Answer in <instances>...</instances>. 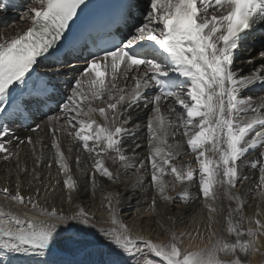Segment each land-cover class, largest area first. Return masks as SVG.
<instances>
[{
  "label": "snow or ice",
  "instance_id": "snow-or-ice-1",
  "mask_svg": "<svg viewBox=\"0 0 264 264\" xmlns=\"http://www.w3.org/2000/svg\"><path fill=\"white\" fill-rule=\"evenodd\" d=\"M13 6L0 0V13ZM82 7L86 0H30L21 14L26 30L0 38V161L14 163L0 185V264H73L62 258L79 253L98 257L90 264H116L113 253L132 264H252L264 256V96L243 95L264 90V0H146L142 9L127 0L129 30L105 33L91 46H78L80 33L71 30ZM137 11L140 22L132 23ZM249 41L258 44L256 54L238 65L237 52L242 45L250 52ZM40 59L50 66L33 75ZM79 59L83 70L60 95L57 113L47 115L59 79ZM141 107L143 124L133 116ZM36 113L46 115L51 156L41 123L30 126L35 139L9 126ZM61 135L68 153L76 152L79 176ZM23 145L30 149L24 160ZM129 171L135 176L129 190L147 203L149 227H164L167 240L134 232L120 217V192L103 191L104 181L119 186ZM250 179L257 203L246 215L250 205L238 185ZM97 191L111 227H98L96 212L79 202ZM131 199L139 214L141 199ZM193 205L202 214L191 217L193 227L177 230Z\"/></svg>",
  "mask_w": 264,
  "mask_h": 264
},
{
  "label": "bare ground",
  "instance_id": "bare-ground-1",
  "mask_svg": "<svg viewBox=\"0 0 264 264\" xmlns=\"http://www.w3.org/2000/svg\"><path fill=\"white\" fill-rule=\"evenodd\" d=\"M14 3H15V1L11 4L13 5ZM141 3H143V5L145 6L146 0H141ZM16 6L22 10V4L21 5L17 4ZM8 12L9 13L4 14V20L0 19V26L6 24V22L9 21L10 18H13L14 14L20 13V10H19V12H15V13H13V11H10V10ZM20 22L21 23H16V25L11 26V28H9L7 30H5L3 28L2 34H0V38L6 37V36H11L18 31L26 30V28L28 27V24L24 23L23 21H20ZM250 43H251V41L248 42V46ZM257 47L258 46H254V47L250 46L249 48L251 49V51L245 52L244 47L242 45L241 49L237 52L236 63L239 65L241 60H247L250 58L251 55H255L256 54L255 51H256ZM49 66H50L49 61L44 60L43 63H42V61H40V64L37 66V68L34 67L35 71H34L33 75H35V73H37L40 69H41V71H43L44 69H46ZM257 66H259V65L257 64ZM37 69H39V70H37ZM82 70H83V66H80L79 70H72V71L67 72L63 75V81H62V84H63L62 88L63 89H60L61 91H63V93H61V94H65V95L67 94L68 88H69V83L72 81L73 76H75L77 73L81 72ZM249 71H250L249 66L247 64H244L243 65L244 75H248ZM243 95L244 96H251L253 98V100H257L261 96H264V90H261L257 86L252 91L243 93ZM146 114H147V110L143 109L142 107L140 110L134 111L133 112L134 122L141 123V124L145 123L146 122ZM52 115H54V114H52ZM44 119H46V115L40 114L39 117L33 116L31 119L24 120L22 123H25V126H23L22 123L18 124V123H13L11 121H9V126L11 128V131L13 133H15L16 136L23 138L26 135H32L33 138L35 139L36 134L30 132V126H34V124H36V123L42 124V121H44ZM129 127H131V125H129ZM139 134L142 136V135H144V132L141 131ZM39 135L43 136V138H44L42 143H43V146L45 148L46 155L51 156V139H52L51 133H50L49 129L47 127H45L43 124H42V131H40ZM60 142H61L62 148L65 151V155L66 156L70 155V163H71L73 175L79 176V173L76 170V165H75V160H74V157L76 155L75 150H73V152L71 154L68 153L69 140L66 136L61 135L60 136ZM144 143L146 144V141H144ZM39 147L40 146L38 145L37 146L38 150H39ZM74 148H75V146H74ZM146 153H147L146 147H143L139 150V154L141 156L146 155ZM26 154L30 155V149L28 148L27 145H23L22 146V152H21V159L22 160L25 159ZM190 158H191L190 155L184 156V157L180 158V161H184V160H187ZM85 163L87 164L88 168L90 169L91 168V162L85 161ZM28 164H29V166H31V159L30 158L28 159ZM13 167H14V163L5 164L4 162L0 161V185H2L4 183L3 178L5 176V169L6 168H13ZM109 167H112V166L109 164ZM47 170L48 169H46V168L43 169V171H45V172ZM57 171H58L57 167L53 166L51 169L53 176H56ZM244 174L252 177L253 179H255L256 176H258V173H256L254 176L253 171L250 168H245ZM120 179L124 183H121L119 186L112 185L110 182L104 181V189H103L104 192H107L108 190L120 192V194H121L120 217L124 220V222L126 224H129L132 227L134 232L138 231V230L142 231L144 235L150 236L155 241L167 240L168 239V232L166 231V229L164 227H160V226H157L155 224H152L151 227H149V219L146 217V215L144 213V209L147 208V203L143 202V198L141 197L140 192L137 191V192L133 193L132 191L129 190L130 189V183L129 182H131L132 180L135 179L134 174L131 171H129L126 175H122ZM253 179L245 181L244 186L238 185V190L243 194L244 198L248 201V203L250 205L249 207L245 208L246 215H252L253 214L254 209L251 206L255 205L257 203L256 191L254 190V186H253ZM249 189H253V190L250 191ZM193 191H195V188L193 189ZM133 195H135L136 197L141 199V204H140L141 211L139 214H137L135 211V209L137 207V199H131L129 201V197H132ZM79 202L83 203L86 207H88V209L90 211L96 212L97 217L99 218L97 222L104 224L105 227H111L112 226L111 222L108 219L107 213L104 212L103 209L100 208L101 191H97L94 198L90 195L82 194L79 197ZM0 203H4L2 197H0ZM227 205H228L227 200H223V201L219 202V206L223 207L225 213L227 211ZM17 207L21 208L19 206H17ZM57 207H59L58 202H57ZM21 209L26 211V209H24V208H21ZM202 212H203V210L198 205H193L191 207V211H189L187 213V215L183 217V219H185V223L182 226H180L181 229L193 227L194 225L192 223L191 217L199 216L202 214ZM31 214H35V213H31ZM104 221H108V222L105 223ZM167 223L168 222L165 221V225H167ZM106 224H108V225H106ZM177 226H179V225L177 224ZM216 227H219V225H216ZM162 228L164 229V235L161 237H157V234L159 235V231ZM156 230L158 231V233H155ZM187 242H188L187 237H185V243H187ZM106 251H108V250H106ZM110 251H111V249H110ZM97 258L98 257H96V255L92 256V259H90L88 262H86V264H90L91 261H93ZM112 259L116 262V264H131L132 263V258L116 256L115 253L112 254ZM260 259H261V255L257 254L255 257L252 258L253 264H258V261ZM63 260H66V259L64 258ZM66 261H69V259ZM70 261L73 262V264H78L81 262L80 259L77 260V258L70 260Z\"/></svg>",
  "mask_w": 264,
  "mask_h": 264
},
{
  "label": "rangeland",
  "instance_id": "rangeland-1",
  "mask_svg": "<svg viewBox=\"0 0 264 264\" xmlns=\"http://www.w3.org/2000/svg\"><path fill=\"white\" fill-rule=\"evenodd\" d=\"M29 2H30V0H22V1L20 2V5L22 4V10L19 9V7H16L15 9H13L14 6H13V8L10 9V11H13V13H15V12H19V10H20V13L14 14V15H13V18H10V20L7 21L6 24L0 26V27H1V28H0V34H2V30H3V28H4L5 30H7V29L11 28V26L16 25V23H21V22H20V21H22V20H21V14L25 11V9H26L27 5L29 4ZM7 13H9V12H7ZM4 14H5V13H0V17H3V20H4ZM3 26H4V27H3ZM8 26H9V27H8ZM6 27H7V28H6ZM255 53H256V51H255ZM37 70H39V69H37ZM76 70H78V69H76ZM38 72H42L41 69H40ZM62 77H63V76H62ZM62 77L59 79V83H58L59 86H63V84H62V81H63ZM55 114H56V113H55ZM42 120H43V119H42ZM44 120H45V119H44ZM9 206L12 207L14 210L20 212V213H23V212H24L23 209L18 208L16 205H12V206L9 205ZM29 214H30V215H35V214H31V213H29ZM184 223H185V219H182V222L178 223L179 226H177V230H180V229H181L180 226H182ZM97 225H98V227H100V226L105 227L104 224H102V223H100V222H97ZM106 225H108V224H106ZM92 232H93V233H96V229H93ZM155 233H158V231L156 230ZM163 235H164V229L162 228V229L159 231V235L157 234V237H161V236H163ZM96 236H97L98 239H102V238L99 237V234H98V233H96ZM102 246H103V248H104V251L108 250V251H106V253L110 251V247L107 245L106 242H103V245H102ZM94 255H95L94 253H91V254H89V253H82V254H81V253H79V254H69V255L64 256L63 259H64V258H65L66 260L69 259V261H70V260L76 259V258L78 257L77 260L80 259V261H81V262L78 263V264H86V262H88L90 259H92V256H94ZM96 257H97V256H96ZM150 258H155V257H150ZM155 259H159V258H155ZM261 261H264V256H261V259L258 261V264H260ZM12 264H17V262L14 260V261H12ZM131 264H132V263H131ZM252 264H253V262H252Z\"/></svg>",
  "mask_w": 264,
  "mask_h": 264
}]
</instances>
